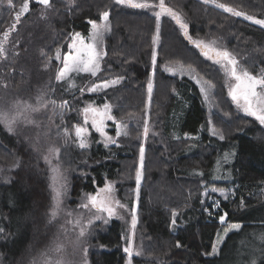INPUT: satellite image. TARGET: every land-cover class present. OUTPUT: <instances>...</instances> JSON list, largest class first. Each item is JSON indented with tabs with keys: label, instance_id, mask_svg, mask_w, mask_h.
I'll use <instances>...</instances> for the list:
<instances>
[{
	"label": "trees",
	"instance_id": "trees-1",
	"mask_svg": "<svg viewBox=\"0 0 264 264\" xmlns=\"http://www.w3.org/2000/svg\"><path fill=\"white\" fill-rule=\"evenodd\" d=\"M29 2V12L4 45L7 59H0V73L8 83L3 86L4 95L35 101L43 92L57 105L68 101L63 125L67 131L82 122L86 103H108L115 122L128 133L116 135L118 144L107 147L97 134L92 135L87 148L70 144L66 153L70 203L111 182L128 207L136 197L138 222L131 238L141 255H134L132 264H223L219 256L208 253L224 226L264 227V125L236 110L227 96L222 68L204 57L168 15L160 17L153 66L155 9H133L115 0H75L69 10L68 0H52L53 8L46 10ZM150 2L158 4L159 0ZM217 2L264 19V0ZM22 3L14 0L15 8L0 5V40ZM165 3L182 14L192 40H215L253 74L264 69V28L202 0ZM104 11L110 13L111 31L104 38L107 54L101 60V70L96 76L72 74L57 82L55 51H64L74 33L88 35L89 21L99 22ZM169 66H179L212 85L208 99L194 79L169 74ZM119 77L122 79L114 87L88 91L96 82ZM145 120L149 127L146 140ZM213 127L223 133L224 140L209 133ZM33 132L34 128L20 127L12 134L0 124V157L10 159L1 162L19 164L10 175L0 174V228L4 229L0 233V264H29L38 252L50 248L58 228L59 222L48 223L52 205L49 171L33 146ZM110 132L115 133L113 129ZM141 145L145 148L144 176L137 199L135 177ZM233 152L225 162V154ZM217 161L222 162L219 181L213 176ZM214 186L232 192L227 198L213 195L217 207L205 192ZM173 211L177 213L175 225ZM225 214L222 224L220 216ZM123 229L118 220L92 224L89 264H126ZM177 242L181 247H176Z\"/></svg>",
	"mask_w": 264,
	"mask_h": 264
},
{
	"label": "snow or ice",
	"instance_id": "snow-or-ice-1",
	"mask_svg": "<svg viewBox=\"0 0 264 264\" xmlns=\"http://www.w3.org/2000/svg\"><path fill=\"white\" fill-rule=\"evenodd\" d=\"M35 3L43 6L44 9H52L53 3L52 0H34ZM7 4L9 8H15L14 0H0V5ZM115 3L118 5H124L133 9H156L159 8V11H154V15L156 17V34L153 36L152 43L153 45L159 42V34H160V17L162 15L170 16L175 22L180 26L183 30L185 37L190 40L197 48L201 50V53L204 57L209 60H212L213 63L221 65L224 69L225 75L228 77L230 83L228 85L229 91L228 95L231 97V100L236 104L237 108L243 111L247 116L253 117L256 121L259 122L260 125H264V69H261L259 74H253L246 67H242L240 65L237 57L230 52L227 48H222L217 46V42L215 40L205 42L203 40H192L191 36L188 35V24L183 19V16L180 12L174 10L172 7L166 5L165 0H159L157 3H151L150 0H115ZM203 3H215L217 7L222 8L224 11L231 13L236 17H243L245 20L251 21L253 24L259 25L261 28H264V19H258L254 15H250L245 11L239 10L238 8L228 6L223 3H217V0H203ZM75 5V0H68L69 10L71 7ZM30 10V2L29 0H23V3L19 6L18 10L14 13V21L11 24L10 28L3 32V40H0V59H7V53L5 50V43L8 40V37L12 31L16 30V25L20 22L21 17L28 13ZM42 18H46V13H42ZM110 13L108 11H104L100 15V20L103 22L98 25L95 21H89L92 24V34L89 37V42H85V40L80 36L79 33L75 34L72 38V43L68 45L69 51L61 56L60 50L57 49L55 54V60L62 63V67L58 70L56 74V81L62 82L68 79L72 73H90L92 76H96L97 73L101 70L100 62L103 57L107 54L103 51V42L104 37L107 33H110L111 26L109 23ZM18 55V53H17ZM156 56L157 53L155 49L152 52V63L153 66L156 64ZM169 70L170 69H166ZM173 75L176 73L173 72ZM192 79L196 80V83L200 86V91L205 95V98H208L209 88L213 87L207 82H202L199 78L193 76ZM122 77H119L114 80L105 81L102 84L93 85L88 89L90 92H96L98 90H102L109 87H114L120 83ZM7 85L5 84V87ZM153 83L151 80L148 82V95L149 99L152 96ZM83 92V89H81ZM68 104V101H63L60 105L56 104L55 100L46 99V93H41L36 98V105L33 106L27 102L17 101L12 110L0 109V124H3L5 129L12 134L16 132V125L20 122L25 124H34L30 118V113L38 112L41 109H47L49 105L52 106L53 112H55L56 108L59 107L63 109ZM111 105L105 104L103 111H99L95 108L86 107L83 109L84 112V125H87L89 121V115L91 116L92 126L96 129V131L100 132L104 135V122L105 120H114L115 117L111 115ZM63 111L60 112V122L64 123L63 119ZM211 120H209V124H211ZM211 134L213 136H218L220 140H224L225 136L222 132H219L214 127L210 129ZM65 136H69L67 129L64 130ZM75 138L78 142V146L81 149L88 147L87 135L88 129L83 125L75 126ZM149 134L148 122L145 120L143 136L145 140L147 139ZM116 135L119 137L121 135L127 136V131H121V126L117 125ZM178 138V137H177ZM108 140L111 143H115L114 140H111L109 137ZM107 143L105 147H107ZM38 150V149H37ZM60 149L58 147H49L48 154L43 156L45 162L49 165H52V159L50 157H54L57 161L59 160ZM231 156L235 155V152L228 154L226 153L224 156V161L227 162ZM144 161H145V148L143 145L140 146L139 149V168L136 171V196L139 198L140 194V186L144 176ZM219 164V161H217ZM12 168L19 167V164H13ZM54 173H59V167L52 168ZM199 175H203V173H198ZM62 176L53 178V191L55 195L52 197L54 204L49 214L48 223H52L58 216L60 211V206L62 204V196L66 189V184L62 183ZM213 192L216 189H212ZM113 188L111 184H106L103 189H101L96 195L89 194L87 196V203H82L79 205L82 209H88L91 205V208L95 210V213H107V216L110 218L116 215V207L127 209V205L121 204L120 201L115 200L113 195ZM222 195H227L223 192ZM207 195V193H205ZM219 202H216V206H218ZM71 216L72 213L69 212L67 214ZM173 220L172 224H176L175 217L177 213L175 211L172 212ZM226 214L220 216V222L223 224L225 222ZM82 219H77L75 221L76 225H79V233L77 236V245L80 246L81 239L86 235L87 227L93 223L92 219L87 221V224H82ZM94 219L99 220L102 219V216L95 215ZM107 219L104 220V223H107ZM138 222V217L136 214V209L133 207L131 211V227H132V236L135 235V229ZM72 223V221H69ZM242 227L239 223H233L228 225V227L224 231V236L219 237L218 243H222L224 237L228 235V233L232 230H239ZM4 229L0 228V233H3ZM261 240L264 241V235H262ZM82 247V246H81ZM103 247V245H101ZM176 247H181L180 243L177 242ZM64 245L62 243H54V247L51 249L53 254H61L63 252ZM82 251L85 256L87 255V248L82 247ZM218 248L216 245H213L212 252L208 253V255H217ZM264 251V250H262ZM124 252L127 253L128 260L127 264H132L133 256L141 255V251L134 248L133 239H128V246L124 248ZM42 256L45 257L44 264H66V261L62 256L58 259H51L47 252L42 253ZM35 264V262H33ZM85 264L87 261L85 260ZM251 264H256L253 260Z\"/></svg>",
	"mask_w": 264,
	"mask_h": 264
},
{
	"label": "rangeland",
	"instance_id": "rangeland-1",
	"mask_svg": "<svg viewBox=\"0 0 264 264\" xmlns=\"http://www.w3.org/2000/svg\"><path fill=\"white\" fill-rule=\"evenodd\" d=\"M217 3H219V2H217ZM209 4L217 7L215 3H209ZM4 5H7V4L5 3ZM217 8H219V7H217ZM219 9H222V8H219ZM154 11H159V8H156ZM96 23L98 25H100L103 22L100 20L99 22H96ZM92 31H93V28H92V24H91L88 35L84 36L79 32H77V33L80 34V36L85 40V42H89V37L91 36ZM77 33H74L71 35V38H70V40H69L64 51L59 49L62 57L64 54H66L69 51L68 45L70 43H72V38ZM155 34H156V29H155ZM106 35H105V37H106ZM156 45L157 44L153 45V49H156ZM217 46L220 47L219 45H217ZM104 47H105V40H104L103 46H102L103 51H105ZM56 51L54 53V57H55ZM211 62L213 63L212 60H211ZM58 63H59V68H58V70H59L62 67V63L61 62H58ZM213 64H215V63H213ZM100 65H101V62H100ZM215 65L222 68L221 65H219V64H215ZM166 69H170V71L167 70V72L169 74L173 75L172 73L175 72L176 73L175 75L179 76V77H181L183 74H185L189 77L195 76L194 74L191 75L190 71L185 70L179 66H169ZM58 70H57V72H58ZM222 70L224 72L223 68H222ZM8 73H10V71H7V74ZM72 74H77V73H72ZM79 74H82V73H79ZM88 74H90V73H88ZM110 80H114V79H110ZM110 80H105V81H110ZM149 80L152 81V74L150 75ZM105 81L96 82L93 85L102 84ZM194 81L196 82L195 79H194ZM224 83H225V87H226V91H227L226 92L227 96L231 100V97L228 95V91H229L228 85L230 83H233V82L228 79V77L225 75V72H224ZM5 84L8 85L6 76H1V73H0V109L12 110L17 101L27 102L29 104H32L33 106L36 105V98L40 94H37V96L34 97L35 101H31L29 99L22 100V99L16 98L14 95L10 96L9 94L8 95L6 94L7 95L6 96V95H4L5 93H3L4 91H6L5 90L6 88L3 87V86H5ZM92 86H90V88ZM147 90H148V85H147ZM98 91H100V90H98ZM10 97H12L14 99V102L12 100L10 101ZM148 97H149V95H148ZM232 103L235 106L237 111L245 114L243 111H241L240 109L237 108L236 104L233 101H232ZM106 104H108V103H106ZM104 105L105 104L97 105L93 102H88L85 104L84 108L91 106L92 108H95L99 111H103ZM67 108H68V106H65L63 109H60L59 107H57L55 112H53L52 106L49 105V107L47 109H41L38 112L30 113V118L33 121H35L34 124H25L23 122H20L16 125V129H19L20 127H25L26 130L34 128V132H33V136H32V142H33V146L35 147V149L36 150L38 149V151L40 152V154L42 156V158H41L42 161L45 162V160L43 159V156L48 154V148L49 147H58L60 149L58 161L54 157H50L52 159V165H49L45 162L47 167H48V171H49V185H50L52 197L55 195V193L53 191V178L54 177L62 176L63 179L61 180V182L66 184V189H65L64 194L62 196V204L60 206V211L58 213L57 218L54 220V222H59V224H58V228L53 233V236H52L53 239H52V242L49 246L50 248L45 250V251L43 250V251L38 252V255L36 257L32 258L29 261V264H33V262H35V264H44L45 257L42 256V253H45V252H47L48 256L53 260L58 259V258H60V256H62L63 259L66 261V264H85V260L87 261V264H89L88 256L87 255L85 256L84 252L82 251V247L88 249V247H89L88 246L89 234H90L91 229H92V224L96 221H102V223H104L105 219H107L108 222L111 220L120 221L123 224V228H124L123 229V246H124V248L128 246V239L131 238V235H132L131 211H132L133 207H135L136 197H135V200H134L132 207L127 206L126 210L119 208V207H116V213L117 214L110 217V218L107 216V213H99V214L95 213V210L91 208V205L89 206L88 209H82L79 207V205H81L82 203L88 202L87 196L89 194L82 195L80 198L77 199L75 204L70 203V200H71L70 191H69V186H70L69 176L70 175L68 173V171L70 169L67 167L66 159L68 160V156L66 153L68 152V148H69L70 144L75 145L76 143L78 144V142L76 141L75 134H74L75 133V127L73 128L72 131H68L69 136L66 137L64 134V130H65V128L63 127L64 123L61 124V122H60V119H61L60 118V112L63 111V114H64L63 119L65 120V116L69 112V110L65 111V110H67ZM84 115L85 114L83 112V116H82L83 120L80 124H77V125H83L88 129V135H87L88 145H90V143H91L93 134H97L98 140L102 141L105 144L106 143L107 144H113V145L118 144L117 139H116V132H117V125L119 123L115 122V119L114 120H105L104 129H103L105 134L102 135L100 132L96 131V129L92 126L90 115H89V121H88L87 125H84ZM111 115H112V107H111ZM112 129L115 132L114 134L110 132ZM121 131H124L122 126H121ZM209 133L211 134V131H209ZM109 137L111 138V140H114L115 143H111L108 140ZM1 159H4V162H5V160L10 161V159H8L6 157H0V174L10 175V170L14 169L11 167L13 164H10L11 166H6V165H4V162H1ZM16 163L17 162H15L14 164H16ZM221 165H222V162H220L217 165V167H215V169H214L213 176H214V179L216 181H219ZM56 166L59 167V173H54L52 170V168L56 167ZM9 167H10V169L6 173L4 171V169L9 168ZM106 184H111V186L113 188L112 195H113L114 199L120 201L121 204H124L117 197L114 185L111 182H107ZM105 185L103 187L97 189L95 192H92L90 194L96 195L101 189H103L105 187ZM212 189H216V191L213 192ZM205 192L209 193L208 197L214 201L215 207H217V206H216V200L213 197V195H218V196H216V198H217L219 196L225 197V195L221 194L222 192L226 195H231V193H232L231 190L219 189V188H216V186L208 188ZM53 204H54V201L52 199V205H51V208L49 210V214H50V211L53 207ZM69 212L72 213L71 216L67 215ZM95 215L102 216V219H99V220L94 219ZM80 218H83L82 224H87V221L89 219H92L93 223L87 227L86 235L81 239L80 246H78L77 245V236L79 233V227L80 226L76 225L75 221L77 219H80ZM69 221H72V223H69ZM231 224H233V223H231ZM228 225H230V224H227L226 226H224L223 230L217 234V237L214 241L213 245H216L218 250H219L218 254L215 256H219L221 258L223 264H251V262L253 260L256 262V264H264V251H262V250H264V241H262L260 238L262 235H264V227L263 226L257 227V225H256L254 227V229H247V228L242 229V228H240L238 231L232 230L228 233V235L226 237H224L222 243H218L219 237L224 236V231L228 227ZM56 242L62 243L64 245V249H63V252L61 254H53L51 252V249L54 247V243H56ZM133 245H134V241H133ZM126 264H127V262H126Z\"/></svg>",
	"mask_w": 264,
	"mask_h": 264
},
{
	"label": "bare ground",
	"instance_id": "bare-ground-1",
	"mask_svg": "<svg viewBox=\"0 0 264 264\" xmlns=\"http://www.w3.org/2000/svg\"><path fill=\"white\" fill-rule=\"evenodd\" d=\"M43 220H45V219H43ZM46 222V221H45ZM46 225V224H45ZM43 226V225H42ZM46 227H47V225H46ZM45 228V227H44ZM41 231V230H40ZM144 252V251H143Z\"/></svg>",
	"mask_w": 264,
	"mask_h": 264
},
{
	"label": "water",
	"instance_id": "water-1",
	"mask_svg": "<svg viewBox=\"0 0 264 264\" xmlns=\"http://www.w3.org/2000/svg\"><path fill=\"white\" fill-rule=\"evenodd\" d=\"M29 1H33L34 2V0H29Z\"/></svg>",
	"mask_w": 264,
	"mask_h": 264
}]
</instances>
